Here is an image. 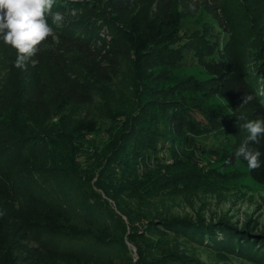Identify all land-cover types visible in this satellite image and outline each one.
Returning <instances> with one entry per match:
<instances>
[{
	"label": "trees",
	"instance_id": "obj_1",
	"mask_svg": "<svg viewBox=\"0 0 264 264\" xmlns=\"http://www.w3.org/2000/svg\"><path fill=\"white\" fill-rule=\"evenodd\" d=\"M68 6L81 11L78 18L64 26L71 31L70 37L80 36L77 39L90 43L98 37L101 24L109 28L110 50L99 60L92 58L86 66L88 73L103 82L112 81L118 68L115 64L120 56L126 55L129 60L140 57L146 61L162 58L172 66L183 59L184 48L194 51L209 77L200 80L187 76L183 83L169 72L142 74L138 81L137 97L140 100L146 93L147 98L143 99L140 110L132 117L128 118L119 111L113 112L115 120L118 119L122 123V128L113 141V153L109 155L108 149L105 151L107 159L98 167L99 179L94 184L89 182L86 188L84 187L82 197L77 201L75 191L80 183L77 177L73 178L74 173L70 172V167L65 169L68 157L59 154L60 152L53 154L49 150L38 151L35 163L40 166H35V170L29 172L28 179H25L26 173L24 179L20 173L23 169L29 170L25 168L32 162L33 155L29 144L52 149V145L54 146L56 140L59 143V139L43 133L28 136L27 140L21 134L13 135L11 139L8 136H0V150H4L6 155L11 153L9 160L4 162V168H0V197L13 207L25 206L24 208L30 211L39 208L64 211L73 202V209L79 210L77 213L85 210L84 213L89 219L94 217V212L103 210L101 206H109L107 199L111 198L119 214L113 209L107 210L109 218L117 217L123 220L121 214L125 215L129 224L127 231L124 223V229L128 232L127 239L141 237L144 240V243H139L137 247L138 258L134 264H163L168 261L175 264H200L195 259L173 254L168 246L161 247L160 244L166 241L162 237H152L154 229L158 233L171 232L200 244L206 243L208 247L236 253L264 264V231H255L248 225L237 228L221 221L205 223L202 220L193 221L190 218L161 213L136 218L144 220L143 226L149 233L146 237L145 233L138 231L136 219L132 215L133 210L121 202L125 187L137 192L141 184L146 183L140 174L147 170L148 159L151 160V157L156 159L154 167L158 169L157 174L163 178V181H160L163 189L169 186L170 181L174 182L177 177L174 169L183 166L186 159L192 161L191 167L197 166L199 172L204 175L203 167L192 157V151L178 155L174 147L176 143L183 146L185 143L190 144L193 138L207 129H216L218 133L236 137L232 151L225 150L220 153L209 149L204 151L207 157L221 166L230 167L228 172L232 176L240 177L244 172L254 182L264 184V137L260 138L259 143L249 142V147L261 152L259 168L249 169L243 157H235L236 150L248 135L243 125L248 120L264 118V107L257 102V97L261 96L255 93L256 79H248L250 66L246 63V57L251 55L254 61L250 62L251 67L258 71L257 74L259 71L264 72V65L252 66L257 59L264 62V0H73ZM199 11L210 15L223 31L230 34V47L227 44L225 50L219 51L218 43H213L208 38V30L202 33L194 30L186 35L182 30L181 20L184 16H195ZM213 55L215 57H211ZM4 57L7 58V55ZM111 59L112 62L109 63ZM11 67L13 68L10 66V69ZM77 76H73L74 82L67 90L71 97L80 95L77 91L80 86L76 85ZM262 82L264 83V79ZM212 94L221 101L214 105L206 103L207 96ZM246 95L252 96L253 99L242 105ZM118 114L122 115L117 117ZM65 127L72 134L94 135L98 122L95 118H90L76 124L66 122ZM161 140L171 143L168 153L156 152ZM164 154H169L170 159L167 160ZM238 165L242 166L243 170L239 169ZM51 166L56 169L54 175L45 171ZM103 178H109V181H104ZM150 180L145 190L149 197L154 196L157 186H160L157 179ZM100 190L106 198L101 196ZM72 193L73 196L69 197ZM135 194L138 195V200L145 193ZM89 196L100 201L98 207L92 203L87 204ZM106 214L105 210L103 215ZM33 233L44 237L49 244L57 248L62 244L71 247L82 238L76 232L60 228L57 223L52 226H37ZM119 244L126 249L123 240Z\"/></svg>",
	"mask_w": 264,
	"mask_h": 264
},
{
	"label": "rangeland",
	"instance_id": "obj_2",
	"mask_svg": "<svg viewBox=\"0 0 264 264\" xmlns=\"http://www.w3.org/2000/svg\"><path fill=\"white\" fill-rule=\"evenodd\" d=\"M71 1L73 0H55L52 12H61L64 20L60 25H56L52 23L51 16H47L48 23L54 30L55 39L49 37L42 42L38 46L39 51L27 62L24 69L15 67L16 50L6 45L0 38V136H8L11 139L13 135L21 134L27 140L28 136L43 133L59 139V143L56 140L58 144L52 145V149L29 144L33 155L32 162L25 168L29 170L23 169L20 173L22 179L24 173H26L25 179H28L29 172L34 171L35 166H40L35 163L38 151L49 150L53 154L60 152L59 154L68 157V162L64 165L67 167L65 169L70 167V172L74 173L73 178L77 177L80 183L79 189L76 188L75 191L77 201L82 197L88 183L94 184L99 179L98 167L107 159L106 150L108 149L109 155L113 153V141L122 128V123L118 119L115 120L113 112L119 111L128 118L132 117L140 110L143 99L147 98L146 93L142 98L140 97V100L137 97L138 81L142 74L169 72L183 83L187 76L205 80L209 75L194 51L184 48L183 59L172 66L162 58L146 61L140 57L129 60L126 55L120 56L115 64L118 68L112 81L103 82L92 73H88L86 66L92 58L99 60L110 50L109 28L99 20L101 25L98 37L90 43L77 39L80 36L70 37L71 31L69 32L64 26L81 14L80 10L68 6ZM181 25L186 35L193 33L194 30L198 33L208 30L210 32L208 38L213 43H218L219 51L225 50L227 46L230 47L228 44L231 39L230 34L223 31L220 25L206 13L199 11L195 16H184ZM4 55H7V58ZM214 55L211 57H215ZM9 56L12 59H9ZM246 59L247 65L250 66L248 79L255 77L257 83L255 93L261 96L257 97V102L264 107L262 82L264 72L259 71L260 73L257 74L258 71L251 67L250 62L253 61L251 55ZM261 61L262 59H257L252 66L264 65ZM111 62L112 59L109 63ZM10 66L13 68L10 69ZM73 76H77L76 85L80 86L77 90L80 95L75 97L67 94L68 87L74 82ZM193 93L199 92L193 91ZM220 101L221 99L214 97L213 94L206 98V103L211 105ZM119 115L122 114L116 116L120 117ZM90 118H95L98 122L97 132L94 135L72 134L65 127L66 122L76 124ZM235 139L236 137L232 135L218 133L216 129H207L193 138L188 145L176 143L174 148L178 151V155L192 151V157L198 160V165L203 167L205 174H201L197 166L191 167L192 161L186 159L183 166L174 169L177 177L173 183L169 182L171 188L167 186L163 189L160 184L163 178L157 174L158 169L154 167L156 159L151 157V160L148 159L147 170L140 174L143 175L144 178L141 179L146 183L141 184L137 192L125 187L121 202L126 203L127 207L133 210L134 219L163 213L190 218L193 221L202 220L205 223L221 221L237 228L248 225L255 231H264V184L254 182L244 172L240 177L232 176L228 172L230 167L221 166L204 154V151L209 149H215L220 153L225 150L232 151ZM1 143L0 140V148ZM170 144L169 141L161 140L156 152L168 153ZM3 151L0 150L1 169L11 156V153L6 155ZM164 155L167 160L170 159L169 154ZM52 167L45 170L49 175L56 174V169ZM239 169L243 170V167L239 166ZM3 171L6 172L5 169ZM150 179H157L160 185L156 188V194L151 197L145 191ZM103 180L109 181V178ZM139 192L145 194L137 200L138 195L135 193ZM73 193L69 197H72ZM99 193L106 198L101 190ZM107 202L109 206L106 204L105 207L101 206L103 210L94 212V217L89 219L84 213L85 210L77 213L79 210L73 209V202L64 211L48 208L30 211L24 208L25 206L13 207L0 197V264L136 263L137 247L139 243L143 244L144 240L141 237L127 239V231H129L127 217L121 214L123 220L117 217L109 218L110 209L115 213L119 211L111 198H108ZM91 203L97 206L100 201L96 197L93 199L89 196L87 204ZM105 210L106 216L103 215ZM143 221L136 219L135 223L137 222L139 233H145L147 237L149 233L143 226ZM55 223L66 231L76 232L82 238L71 247L62 244L57 248L49 244L44 237L34 235L35 227L52 226ZM124 223L127 231L124 229ZM151 235L156 239L159 237L165 239L166 243L160 244L161 247L168 246L173 254L195 259L200 264H259L250 258L208 247L206 243L200 244L171 232L158 233L154 229ZM122 240L126 249L119 244ZM163 264H175V262L168 261Z\"/></svg>",
	"mask_w": 264,
	"mask_h": 264
},
{
	"label": "clouds",
	"instance_id": "obj_3",
	"mask_svg": "<svg viewBox=\"0 0 264 264\" xmlns=\"http://www.w3.org/2000/svg\"><path fill=\"white\" fill-rule=\"evenodd\" d=\"M55 0H0V38L16 50L15 67L24 69L27 62L39 51V45L49 37L55 39L53 28L48 23L51 16L53 24L60 25L64 16L52 12ZM253 99L246 95L243 104ZM248 135L235 152V157H243L249 169L261 166V152L249 147V142H257L264 137V118L248 120L244 125Z\"/></svg>",
	"mask_w": 264,
	"mask_h": 264
}]
</instances>
